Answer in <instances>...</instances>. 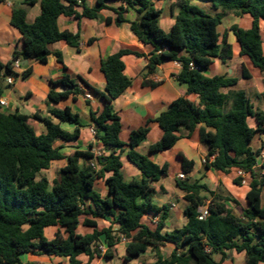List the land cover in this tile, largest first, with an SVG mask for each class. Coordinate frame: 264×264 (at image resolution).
Returning a JSON list of instances; mask_svg holds the SVG:
<instances>
[{"label": "trees", "instance_id": "obj_1", "mask_svg": "<svg viewBox=\"0 0 264 264\" xmlns=\"http://www.w3.org/2000/svg\"><path fill=\"white\" fill-rule=\"evenodd\" d=\"M38 1L40 14L33 22H28L24 5ZM110 1L115 0H96L95 7L88 8L83 0L81 3L77 0H24L23 6L14 7L11 25L21 33V48L13 52L9 62L4 64L0 60V82L8 76L25 78L31 73V67L21 73L15 71L13 64L17 59L21 63L27 60L46 63L51 54L49 45L53 42L64 40L78 47V33L59 29L60 15L96 18L98 11L109 8L107 2ZM121 1L136 12V18L130 22L134 34L142 43L152 46L146 74L155 72L165 61H178L181 69L176 80L186 86L185 93L174 99L159 116L131 130L126 144L129 147L127 158L141 171L140 181H126L123 177L122 150L116 152L124 145L120 139L122 123L113 107V101L131 85V79L124 73L122 57L132 51L120 49L101 60L106 79L105 93H101L105 105L100 112L91 111L90 115L95 137L103 143L107 155L95 157L92 152L82 150L65 155L60 146L54 145L57 139L70 141L80 135L83 124L79 114L70 107L51 109L53 117H49L39 113L4 112L0 106V264H39L24 261L25 254L63 257L68 259L67 264H81L79 256L86 255V264H91L95 257H115L121 235L128 239L126 262L152 247L157 258L150 264H221L228 250L243 252L246 264L264 263V156L258 166L262 151L252 146L256 135L264 134V89L256 94L263 106L255 105L245 91H224L236 85L239 79L251 77L244 64L233 77L206 74L214 58L225 61L232 56L228 31L239 43L240 54L247 55L253 65L264 72L260 30V21H264V0H198L205 5L209 3L213 12L192 3L193 0H177L178 13L168 31L160 26L162 11L152 0ZM76 6H82L81 13L76 11ZM125 10L122 7L115 10L118 23L125 20L122 15ZM230 13L236 16L249 13L253 18L252 26L243 29L233 24L220 33L218 26ZM55 55L62 62L61 53L55 52ZM57 83L69 89L61 92L51 89L48 98L52 102L77 92L76 83L67 74ZM143 83L156 86L152 81ZM190 95H197L198 102L192 101ZM248 117L255 119V128L248 124ZM34 120L44 124L45 132H36L31 125ZM60 122L75 125L74 131L63 129ZM151 122L158 123L163 134L149 147L150 152L171 149L182 137L178 134L181 128L190 136L200 125V141L209 148L204 162L206 169L229 173L238 168L250 174L245 195L247 206L240 214L228 206V202L239 204L235 198L187 177L195 162L179 153L185 178L178 177L175 182L188 202L183 209L187 221L179 228L162 232L171 204L158 205L153 201L154 183L168 175L169 163L160 165L136 149L150 131ZM62 159H66V164L59 169V177L50 182L43 171L49 169L53 161ZM82 159L84 163L80 162ZM94 160L98 168L92 165ZM106 173L110 174L106 176ZM101 178L108 188L107 196L96 190L95 182ZM241 179L236 177L234 183L241 185ZM207 202L210 203L209 214L201 220L199 208ZM149 214L158 216L155 229L142 221ZM81 215L91 216L85 217L83 224L93 227L92 233L77 232ZM97 218L109 219L111 225L98 229ZM49 226L58 227L51 239L45 235ZM166 244H171L173 250L164 257L160 246ZM215 254L221 259L215 260Z\"/></svg>", "mask_w": 264, "mask_h": 264}, {"label": "crops", "instance_id": "obj_2", "mask_svg": "<svg viewBox=\"0 0 264 264\" xmlns=\"http://www.w3.org/2000/svg\"><path fill=\"white\" fill-rule=\"evenodd\" d=\"M23 1L24 0L0 1V60L4 64L12 59L13 52L16 49L21 48V33L17 28L11 25V16L13 8L16 6H23ZM176 1L177 0H152L154 6L162 11L159 23L165 31L170 30L174 23V18L178 13V7L175 5ZM192 3L206 6L202 1L193 0ZM83 4L88 8H94L96 0H83ZM107 5L109 8H104L98 11V16L96 18H75L73 16L60 15L58 18L59 29L61 31H69L73 34L78 33L80 36L78 47L71 46L64 40L53 42L49 45L51 54L48 56L46 63L27 60L26 64L21 66L19 73H21L26 67L32 68L31 73L27 77L22 78L20 76H14L15 80L12 84H8L5 79H2L0 82V98L6 100V105L2 106V110L4 112H19L27 115L39 113L43 116L53 117L50 113L51 109H64L65 107H70L73 112L79 114L80 120L83 124L80 128V135L77 139L70 141L57 139L54 142V145L60 146V151L65 155L71 154L74 150L90 151L95 157L107 155L108 151L104 148L103 143L95 137V129L90 115L91 111L100 112L105 105L101 93H105L106 79L101 70V60L116 53L120 49L132 51L122 57L125 64L124 73L131 79V85L113 101V107L119 114L122 123L120 139L124 145L117 148L116 152L118 153L122 150V171L125 169L127 170V176L123 175V177L126 181H140L142 179L141 171L127 158L129 147L126 144L128 143L129 134L131 130L143 126L148 119H154L159 116L161 112L165 111L174 99L184 95L186 86L179 84L176 80V75L181 69V64L178 61H165L157 66L155 72L146 74V66L149 61L152 46L150 44L142 43L131 29L130 22L136 18L135 10L127 6V4L121 0L107 2ZM24 6L27 11L26 20L28 22H33L41 11L40 1L33 5ZM121 7L126 9L122 14L125 20L118 23L116 21L118 14L115 10ZM75 9L79 13L82 12V6H76ZM224 18L222 19L221 24L223 23ZM107 19H109V22ZM230 21L231 23L224 27L225 29L223 32L228 30L233 24H237L243 29H248L252 26L253 18L249 13H245L241 16L233 15L230 17ZM260 30L264 49L263 20L260 21ZM90 39H94L92 43H89ZM228 42L232 47V56L225 61L220 58H214L213 63L206 74L208 76L219 74L233 77L236 75L240 66L244 64L251 74V77L247 79H239L236 85L227 87L224 91H245L243 85L248 81L254 80L261 83L260 88L258 89V93H261L264 89V72L255 67L247 55L240 54V45L231 31H228ZM55 52L61 53L62 62L58 60ZM133 52H138L141 55L138 56ZM66 74L76 83L77 92H72L67 98L62 99L59 102H52L48 98L51 89L56 92L69 89L62 83H57V81ZM144 80L155 82L156 86L152 87L146 85L143 83ZM243 80L245 83L238 88V85ZM52 82H54V85ZM256 94L257 93L253 96H249L247 93L255 105L263 106V102L256 99ZM189 98L196 103L198 102L197 95H190ZM53 120L59 122L57 118H53ZM247 121L251 127H256V121L253 117H248ZM31 125L37 133H42L46 130V127L42 122L34 120L31 122ZM60 125L63 129L69 132H73L75 129V125L70 123L60 122ZM199 128L200 125H198L196 130L193 131L190 136H187V130L181 128L178 134L182 137L171 149L161 152H150L149 147L157 142L163 134L158 123L151 122L150 131L146 138L136 148L139 152L149 156L150 159L160 165L165 162L169 163L168 175L163 176L158 182L154 183L156 193L153 197V201L155 203L157 201L158 203L156 204L158 205L164 203L171 204L170 214L165 221V226L162 229V232H169L174 228H179L187 221L183 214L181 223H176L177 221H175L173 217L176 214L175 213L172 216L174 221L171 224H168V219L170 218L172 210L175 209L177 211V207L180 206L183 213V209L188 204L183 197V191L177 187L175 182L178 175L183 173L181 160L178 157L179 153H182L188 159H192L195 162L194 169L186 175L187 177L206 184L210 190L228 194L232 198H235L239 204L235 205L233 202H228V206L233 208L236 214H238V206H242V208L247 206L245 195L249 190V184L251 181L250 174L243 172V177L238 176V168H233L229 173L216 171L212 168L206 169L202 162H205L209 148L206 144L200 141ZM252 146L254 149L264 148V134L256 135L252 142ZM263 156L264 155L262 154V156L259 157L258 166L263 161ZM80 162L84 163L85 161L82 159ZM92 163L95 164L97 168L99 167L95 160ZM65 164L66 159H62L53 161L51 166H56L59 170ZM109 174L110 173H106V176ZM236 177L242 178L241 185L234 183ZM166 178H170V183L165 181ZM173 186H175V188ZM95 187L98 188V190H96L102 196L108 195V188L105 185L103 178L96 180ZM238 194L244 196L246 200L245 203H243L238 197ZM262 202L264 204V187L262 190ZM85 217L91 218V216L86 215L80 216V222L77 228L78 233L80 229H82L83 234L93 232V227L83 224ZM157 220L158 216L150 214L145 215L142 219V221L151 229L156 228ZM96 221L98 229H103L111 225L109 219L97 218ZM57 229V226H49L45 229V235L48 237V234H52L54 237ZM48 231L49 233H47ZM127 242L128 241L120 242L116 245L117 255L115 257H95L91 261V264H105L101 259L110 261L115 258L118 260L121 259L122 264H133L134 260L138 261L148 255V253H150V256H147V260L142 261L139 264H150L156 260L157 256L155 252L152 250V247H149L148 250L143 252L139 257L126 262L124 257L126 255L125 246ZM160 250L163 256L167 257L173 250V246L171 244L162 245L160 246ZM29 255L31 254L23 255L27 257V260L25 261L29 260ZM79 259L81 260V264H86L88 257L87 259H83L82 255H80ZM220 259V255L218 258H215L217 261ZM109 261L106 264H109ZM236 261H238V264H246L244 261V253L228 250L226 251V258L222 260L221 264H236Z\"/></svg>", "mask_w": 264, "mask_h": 264}, {"label": "rangeland", "instance_id": "obj_3", "mask_svg": "<svg viewBox=\"0 0 264 264\" xmlns=\"http://www.w3.org/2000/svg\"><path fill=\"white\" fill-rule=\"evenodd\" d=\"M206 8H208L209 12H213L211 10V8H210V4L209 3L206 4ZM233 15L234 14L230 13V14H228L224 18L223 23L219 26V31L221 33L225 29L224 27L228 26L231 23L230 17H232ZM263 34H264V32H263ZM217 71H219V70H217ZM257 79H260V78H257ZM244 83H245L244 80L241 81L240 84L238 85V88H240ZM260 84L261 83H258V81L251 80V81L246 82L243 85V88L249 94V96H253L255 93H258V89L260 88ZM261 150H264V148H262ZM262 153L264 154V151H262ZM202 164L204 165V161L202 162ZM126 171H127L126 169L124 171H122V173H123L124 176H127L126 175ZM237 173H238L237 175L238 176H241V177H243V175H244L243 172L240 173V170L239 169H238V172ZM42 174L45 175V176H47L49 178V180L52 182L54 179H56V178L59 177V170H58V167L51 166V168L49 170H44ZM165 181L167 183H170V178H166ZM173 187L175 188V186H173ZM96 189L98 190V188H96ZM238 197L243 201V203L246 202V200H245V198H244V196L242 194H238ZM156 203H158V202L156 201ZM177 208H178L177 211L175 209L172 210L171 215H170V218L168 219V224H171L174 221V219H175V221H177L176 223H178V224L181 223V221L183 219L182 209L180 208V206H178ZM241 209H242V206H238V214L241 212ZM172 216L174 217V219H172ZM49 231L47 233H49ZM79 233H82V229H80ZM48 237L49 238H52L53 235L52 234H48ZM149 254L150 253H148V255L144 256L143 258L139 259L138 261L134 260L133 264H139L142 261H146L147 258H148L147 256H150ZM214 256H215V258H218L219 257L218 254H215ZM82 257H83V259H87V257L84 256V255H82ZM23 259L25 261V260H27V257L26 256H23ZM28 259L29 260H32V261H36L39 264H67L68 263V259L67 258H63V257H50V256H47V255H41V256L29 255L28 256ZM101 261L106 264V263H108L109 260L107 261L105 259H101ZM109 262H110L109 264H122V260L121 259L118 260L117 258L112 259ZM236 264H238V261H236Z\"/></svg>", "mask_w": 264, "mask_h": 264}, {"label": "built area", "instance_id": "obj_4", "mask_svg": "<svg viewBox=\"0 0 264 264\" xmlns=\"http://www.w3.org/2000/svg\"><path fill=\"white\" fill-rule=\"evenodd\" d=\"M78 1V3H81L82 2V0H77ZM13 69L15 70V71H17V72H19L20 71V69H21V62H20V60L19 59H17V60H15L14 61V64H13ZM14 76H8V77H6V82L8 83V84H12L13 82H14ZM4 105H6V100L5 99H2V98H0V106H4ZM263 154V153H262ZM264 155V154H263ZM94 167H96V165H94V164H92ZM242 171L240 170V173H241ZM178 177H180V178H185V176H184V174L183 173H181V174H179L178 175ZM209 202H207V204L205 205V206H202V207H200L199 208V219H201V220H203V219H205L206 217H207V215L209 214ZM126 241H128V239L125 237V236H123V235H121L120 236V242H126ZM104 249V248H103Z\"/></svg>", "mask_w": 264, "mask_h": 264}, {"label": "water", "instance_id": "obj_5", "mask_svg": "<svg viewBox=\"0 0 264 264\" xmlns=\"http://www.w3.org/2000/svg\"><path fill=\"white\" fill-rule=\"evenodd\" d=\"M26 62H27V61H23V62H22V65H25V64H26Z\"/></svg>", "mask_w": 264, "mask_h": 264}]
</instances>
